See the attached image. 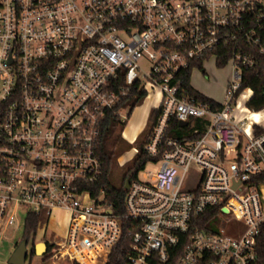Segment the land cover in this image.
Masks as SVG:
<instances>
[{"label":"built area","instance_id":"built-area-1","mask_svg":"<svg viewBox=\"0 0 264 264\" xmlns=\"http://www.w3.org/2000/svg\"><path fill=\"white\" fill-rule=\"evenodd\" d=\"M227 52L233 100L264 55V0H0V230L19 211H65V235L46 243L56 264H108L125 232L124 264L179 245L175 264H257L264 124L187 95L177 76ZM132 89L163 94L143 144L159 167L129 179L121 210L97 193L98 145L111 117L125 125ZM196 117L201 134H169Z\"/></svg>","mask_w":264,"mask_h":264},{"label":"trees","instance_id":"trees-1","mask_svg":"<svg viewBox=\"0 0 264 264\" xmlns=\"http://www.w3.org/2000/svg\"><path fill=\"white\" fill-rule=\"evenodd\" d=\"M222 50H224V48H222ZM228 55L229 54L227 52V54L223 55L219 59L217 64L218 67L226 66ZM195 67L200 68L204 73H206V70L202 65V61L200 59H193L189 67L180 70L177 74L179 82H181V86L185 91L184 93L198 100L210 103L215 109L223 108V104L219 103L215 99L211 98L210 96L194 87L191 81V72ZM245 89L250 90L252 93L246 102V107L255 112L264 109V55L260 56V62L256 66L252 68H244L242 70L241 87L237 91L235 96ZM146 94L147 92H138L137 90L132 89L129 96L125 99L126 104L130 106V110H132L146 96ZM160 112L161 106L152 109L147 131L150 129L153 121H155ZM205 125L206 124L204 120L198 117L192 118L185 125H181L179 121L175 119L172 120L170 124L169 134L174 136H193V134H195L196 136L204 131ZM122 127H124V125H120L114 117H111L107 125L103 128V133L98 145V150L99 155L103 160L104 168L99 182L97 183V185H95L97 193H101V189H103L105 199L121 210L124 208L126 180L136 178L139 173L145 168L146 164L152 159V157L144 148V145H142L135 158L125 170L122 177V183L120 185H115L112 182L111 175L113 172V168L116 165L118 156L122 150V142L119 133ZM43 220L44 216L41 214L32 212L28 213L23 226L24 235L20 239V241L16 243V246L22 240H26L28 244L29 239L32 236L35 237L38 228ZM129 242L130 238L128 237L127 232H125L120 242L114 248L108 264H124L126 248L128 247ZM46 243L48 244V246L50 245L48 241H46ZM32 247V252L36 253L35 241H33ZM181 249V245L175 247L174 250L176 251H172L171 256L167 261H157L156 264H175V261L178 258ZM257 264H264V231L262 236L258 240Z\"/></svg>","mask_w":264,"mask_h":264},{"label":"rangeland","instance_id":"rangeland-1","mask_svg":"<svg viewBox=\"0 0 264 264\" xmlns=\"http://www.w3.org/2000/svg\"><path fill=\"white\" fill-rule=\"evenodd\" d=\"M205 68L206 73L197 67L192 70L191 81L193 85L223 105L230 101L232 106L231 113L237 120L244 121L246 125L251 120L257 121L258 118H254L249 113L251 110L246 107V102L252 94L248 89L239 92L234 96L233 100H231V95L227 94V86L231 81V67L229 65L218 67L209 64ZM162 98L161 90L156 89L155 91L147 92L146 96L132 110H130V107L123 110V114H129V117L126 119L124 127L119 131L122 150L111 175V180L115 185L122 183L125 170L144 144L151 111L153 108L161 106ZM259 113L260 119L258 123L264 124V109L260 110ZM158 167L159 163L149 161L145 170H142L139 176L146 178L149 171H156ZM18 219L20 226L15 224L6 227L4 231L0 230V264H8V260L16 248V243L24 235V211H19ZM67 222L68 215L65 211L56 212L50 218L44 217L35 237L32 236L28 241L29 253L26 264H56L47 254H41L43 250H39L38 254L33 253V241L36 244L38 242H46L49 239H61L66 233ZM59 264H71V262L66 260Z\"/></svg>","mask_w":264,"mask_h":264},{"label":"water","instance_id":"water-1","mask_svg":"<svg viewBox=\"0 0 264 264\" xmlns=\"http://www.w3.org/2000/svg\"><path fill=\"white\" fill-rule=\"evenodd\" d=\"M181 125H185L187 122L180 121ZM130 180L127 179L125 183V188L129 187ZM36 253L38 254L39 250H43L41 254H45L47 250V244L46 242H38L35 244ZM29 249L28 244L26 240H22L19 242V244L16 246L15 250L12 252L8 264H26L27 257H28Z\"/></svg>","mask_w":264,"mask_h":264},{"label":"bare ground","instance_id":"bare-ground-1","mask_svg":"<svg viewBox=\"0 0 264 264\" xmlns=\"http://www.w3.org/2000/svg\"><path fill=\"white\" fill-rule=\"evenodd\" d=\"M247 111V110H246ZM251 115H253L254 118H258L257 121H259L260 119V113L258 112L257 114H255V112H249ZM252 121V120H251Z\"/></svg>","mask_w":264,"mask_h":264},{"label":"crops","instance_id":"crops-1","mask_svg":"<svg viewBox=\"0 0 264 264\" xmlns=\"http://www.w3.org/2000/svg\"><path fill=\"white\" fill-rule=\"evenodd\" d=\"M192 84H193V83H192ZM194 87H195V86H194ZM227 87H228V86H227ZM249 91H250V90H249ZM250 92H251V91H250ZM203 93H204V92H203ZM251 111H252V112H255V111H253V110H251ZM251 111H250V112H251ZM258 112H259V111L255 112V114H257Z\"/></svg>","mask_w":264,"mask_h":264}]
</instances>
